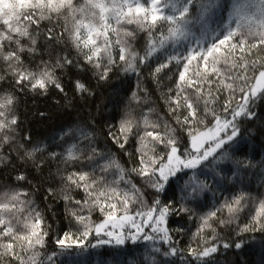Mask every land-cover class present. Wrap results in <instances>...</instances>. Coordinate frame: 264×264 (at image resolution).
<instances>
[{"label": "snow or ice", "instance_id": "obj_1", "mask_svg": "<svg viewBox=\"0 0 264 264\" xmlns=\"http://www.w3.org/2000/svg\"><path fill=\"white\" fill-rule=\"evenodd\" d=\"M0 174V264H264V0H0Z\"/></svg>", "mask_w": 264, "mask_h": 264}, {"label": "trees", "instance_id": "obj_2", "mask_svg": "<svg viewBox=\"0 0 264 264\" xmlns=\"http://www.w3.org/2000/svg\"><path fill=\"white\" fill-rule=\"evenodd\" d=\"M149 87H151V86L149 85ZM104 95H105V97H107V92ZM57 99H58V97H57ZM38 103L40 105L46 104L49 107V109L53 112L54 119L51 120V121H47V122L39 121L36 117H34L32 115L31 104H29V110L27 111V114H26V119H27V122H28V126L30 128H32L35 132L39 133L40 135L51 134V133H53L56 130L58 125L66 117L59 116V114L56 113L55 106L52 104L51 101H40ZM97 103H99V101H97ZM161 115H163V114L161 113ZM4 179H5L4 175L0 174V182H3ZM46 203L51 205L50 211L55 214L53 219L56 220V221H59V218H60V216L63 213L62 205H60L59 203H54L51 199H48L46 201ZM53 228L54 229L56 228V224L55 223H53Z\"/></svg>", "mask_w": 264, "mask_h": 264}]
</instances>
